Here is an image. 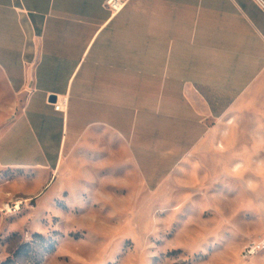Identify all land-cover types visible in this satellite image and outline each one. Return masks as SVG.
<instances>
[{"label": "crops", "instance_id": "0c3cea01", "mask_svg": "<svg viewBox=\"0 0 264 264\" xmlns=\"http://www.w3.org/2000/svg\"><path fill=\"white\" fill-rule=\"evenodd\" d=\"M106 1L0 0L3 157L79 200L149 201L191 174L211 202L236 180L264 217V0Z\"/></svg>", "mask_w": 264, "mask_h": 264}, {"label": "rangeland", "instance_id": "374dc122", "mask_svg": "<svg viewBox=\"0 0 264 264\" xmlns=\"http://www.w3.org/2000/svg\"><path fill=\"white\" fill-rule=\"evenodd\" d=\"M3 98L0 71V264H247L244 248L264 241L260 196L247 199L236 180L211 202L191 174L149 201L122 186L119 197L69 199L62 177L47 187V173L15 167L26 163L19 154L3 157V129L16 116Z\"/></svg>", "mask_w": 264, "mask_h": 264}, {"label": "built area", "instance_id": "2783aa9c", "mask_svg": "<svg viewBox=\"0 0 264 264\" xmlns=\"http://www.w3.org/2000/svg\"><path fill=\"white\" fill-rule=\"evenodd\" d=\"M129 0H107L105 7L111 11L113 14H119L126 7ZM55 110L58 112L63 111V103L60 100H57L56 103H52ZM10 205H7L5 210H10ZM17 209V208H16ZM15 209V210H16ZM264 252V241L263 242H253L246 246L242 252V258L244 260H249L255 256L260 255Z\"/></svg>", "mask_w": 264, "mask_h": 264}, {"label": "clouds", "instance_id": "9594fccd", "mask_svg": "<svg viewBox=\"0 0 264 264\" xmlns=\"http://www.w3.org/2000/svg\"><path fill=\"white\" fill-rule=\"evenodd\" d=\"M254 172L258 177L264 179V162L258 163L254 169Z\"/></svg>", "mask_w": 264, "mask_h": 264}, {"label": "water", "instance_id": "95a60500", "mask_svg": "<svg viewBox=\"0 0 264 264\" xmlns=\"http://www.w3.org/2000/svg\"><path fill=\"white\" fill-rule=\"evenodd\" d=\"M49 101H50V103H56L57 102V97L56 96H52Z\"/></svg>", "mask_w": 264, "mask_h": 264}]
</instances>
